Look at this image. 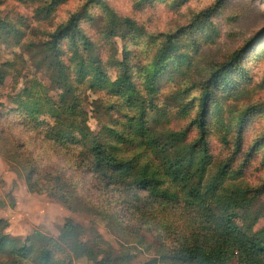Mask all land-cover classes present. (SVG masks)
<instances>
[{"label": "rangeland", "instance_id": "374dc122", "mask_svg": "<svg viewBox=\"0 0 264 264\" xmlns=\"http://www.w3.org/2000/svg\"><path fill=\"white\" fill-rule=\"evenodd\" d=\"M74 14L91 50L82 35L76 42L56 36ZM0 22V219L19 247L43 233L25 263L38 264L40 246L54 238L56 262L149 264L161 260L162 246L195 240L203 220L172 182L166 185L178 195L173 201L132 182L109 184L91 168V140L76 132L53 139L49 130L62 129L57 116L40 114L44 127L16 109L13 96L26 87H36L61 118L77 104L89 133L119 145L122 157L140 155V164L158 165L161 158L139 145L143 132L167 139L185 131V143L193 142L199 129L192 123L209 89L210 164L201 189L225 165L221 189H249V211L260 216L255 230H263L264 0H0ZM169 35L167 58L153 71ZM55 38L58 57L47 45ZM83 60L91 66L82 78ZM91 61L107 74L105 83L94 79ZM235 64L234 73L214 77ZM124 73L132 91L121 80ZM78 242L93 255L81 256ZM0 260L15 264L6 252Z\"/></svg>", "mask_w": 264, "mask_h": 264}, {"label": "trees", "instance_id": "16d2710c", "mask_svg": "<svg viewBox=\"0 0 264 264\" xmlns=\"http://www.w3.org/2000/svg\"><path fill=\"white\" fill-rule=\"evenodd\" d=\"M0 25H5V23L0 22ZM65 35H71L72 40L75 42L77 36L82 35L85 49H92L89 37L80 31L76 14L56 34L58 38H62ZM58 38H55V41L51 40L47 44L48 49L55 56L59 53ZM251 41L247 42L246 48ZM166 42L167 45L158 55L153 71H158V67L166 60L168 45H170V42L172 43V35L167 36ZM79 56L83 57L80 51ZM91 62L94 69L95 62ZM90 66L85 64L83 60L79 70L82 78L85 77L86 73H89ZM236 69V64L232 70L220 68L221 71L215 72L214 77L218 78L221 74L230 73V71L234 73ZM93 71L94 79L104 83L107 81L108 76L101 66H97ZM4 77L5 75L0 74V82H3ZM121 80L125 82L127 87L129 86L128 91L133 90L128 73H124L121 76ZM232 81L234 84L237 83L234 79ZM35 88L26 87L13 96V103L16 105V109L25 113L30 119H37L36 123L44 127L48 126V124L38 120L40 114L49 111L54 116H57L56 125L61 126L66 133L61 128H58V134L54 133V126L48 132V136L53 139L54 137L60 139L71 137L69 134L76 132L82 135L83 139L85 138L84 140H91V168L103 179H106L109 184L132 182L135 187L148 191L155 198L173 201L177 200L178 195L175 190L166 185L168 182H172L175 186L182 189L187 204L199 209V214L203 220L195 240L181 242L172 247L162 246L159 250L161 260L156 259L154 260L155 262L150 261L149 264H158L159 262L161 264H230L235 259L245 264H264V228L263 230H255L260 216L249 211V206L253 201L251 200L253 196L252 198L248 197L250 190H240L239 187H235V190L228 189L227 192L223 191L221 185L224 174L221 173L224 171L225 165L216 176L211 177L209 183V180L206 182L204 190L201 189L210 164V152L207 141L208 132L204 118L210 97L209 89H206L203 95L204 111L192 123L196 124L199 129V137L193 142L185 143L187 134L185 131L170 132L167 139L165 137L161 139L154 133H147L148 135H146V131L143 132L142 137H140L142 142L139 145L147 146L148 153L152 151L154 155L161 158L162 162L158 165L152 160L140 164L138 160L140 155L135 156V158L122 157L119 145H109L101 141L99 135L95 136L89 133L86 122L80 120L82 117L77 104L67 106L66 111L69 112L67 113V119L61 118L58 109L53 106L48 108L43 104L41 97L34 91ZM164 139L165 141H163ZM71 140L79 141L75 136H72ZM127 140L133 141L130 137ZM215 177L217 181H215ZM28 179L29 181L32 179L31 174H29ZM240 219L243 223L236 225L234 221ZM7 225V220L0 219V253L6 252L14 256L15 264H27L24 259H27L34 252V245L38 243L36 242L37 237L43 233L40 231L35 232L34 236L29 238L31 243L29 246L24 244L19 247L16 245L17 241L15 239L4 234L3 230ZM67 227L70 228V225H67ZM56 243L57 240L50 238L47 244L41 245L38 254H36L39 256L34 257L35 263L73 264V262L65 260L56 262V248L54 246ZM76 245L83 249L81 256L91 257L93 255L94 250L91 248L79 242ZM109 260L111 259L109 258ZM102 263V261L99 262V264ZM0 264L5 263L0 260Z\"/></svg>", "mask_w": 264, "mask_h": 264}, {"label": "built area", "instance_id": "2783aa9c", "mask_svg": "<svg viewBox=\"0 0 264 264\" xmlns=\"http://www.w3.org/2000/svg\"><path fill=\"white\" fill-rule=\"evenodd\" d=\"M230 264H245V263H242V262H240V261H233V262H231Z\"/></svg>", "mask_w": 264, "mask_h": 264}]
</instances>
